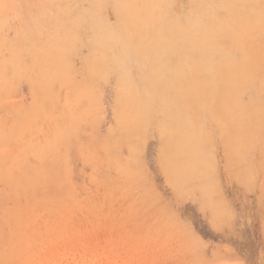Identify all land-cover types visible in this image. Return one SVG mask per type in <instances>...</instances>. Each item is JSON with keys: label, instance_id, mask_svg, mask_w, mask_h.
Listing matches in <instances>:
<instances>
[{"label": "rangeland", "instance_id": "374dc122", "mask_svg": "<svg viewBox=\"0 0 264 264\" xmlns=\"http://www.w3.org/2000/svg\"><path fill=\"white\" fill-rule=\"evenodd\" d=\"M263 51L264 0H0V264H264Z\"/></svg>", "mask_w": 264, "mask_h": 264}, {"label": "bare ground", "instance_id": "6f19581e", "mask_svg": "<svg viewBox=\"0 0 264 264\" xmlns=\"http://www.w3.org/2000/svg\"><path fill=\"white\" fill-rule=\"evenodd\" d=\"M99 1V3L101 2V0H98ZM42 3V2H41ZM47 4V3H46ZM65 4V3H64ZM20 8V7H19ZM53 9V8H52ZM49 10V9H48ZM253 10H254V8H248V11H252L253 12ZM51 11V10H50ZM47 12V11H46ZM60 12V11H59ZM19 13V12H18ZM89 18V17H88ZM186 18H191L190 17V14H187V16H186ZM47 20H48V18H47ZM44 22V21H43ZM41 23V22H40ZM46 27L44 26V29H45ZM53 28V27H52ZM40 30H41V28H40ZM38 31V32H41V31ZM61 32H62V30H61ZM42 39V38H41ZM22 48H23V46H22ZM25 49V48H24ZM264 52V51H263ZM190 74H192V71H190ZM188 76H190V75H188ZM206 93L204 94V96H203V98H205L206 97ZM198 98V97H197ZM203 98H201V99H203ZM166 114L167 115H170V117H171V120H175V119H178V118H180L181 117V114L179 113H177V112H173V113H167L166 112ZM234 115L236 116V114H233V115H231V117H229L231 120H233V118H234ZM242 115V114H241ZM243 116V115H242ZM235 119V118H234ZM239 120V119H238ZM241 120V119H240ZM239 122V121H238ZM241 123V122H240ZM241 125V124H240ZM174 126V125H173ZM178 128V126H174V127H172V128H169L168 129V131L170 132V131H175L173 134H176V129ZM180 128V130L182 129V146L180 147V148H178V146H177V149H180L179 151H181L182 153H184V154H186L187 155V157H189V158H191V159H196V157H197V155H198V153H199V150L201 149V147H202V145H203V142H205V140L207 141V139L209 138H206L207 136H202V135H197V136H195L193 133H190V132H188V130H185V129H183V128H181V127H179ZM178 130V129H177ZM238 130H236V132H237ZM244 133V132H243ZM234 134L235 135H233L234 137V142H238L237 141V138H238V134L237 133H235L234 132ZM242 134V133H241ZM210 136V135H209ZM228 137H229V135H228ZM227 138V137H226ZM228 139V138H227ZM231 139V138H230ZM179 140V139H178ZM175 141V140H174ZM173 141V142H174ZM180 143V142H179ZM232 143V142H231ZM237 144V143H236ZM235 143L233 144H231V146H230V148H232V150L233 151H235L236 152V150L238 149L237 148V146L238 145H236ZM175 147V146H174ZM188 148V150L187 149H184V148ZM177 151V150H176ZM230 152V151H229ZM241 154V153H240ZM163 156H164V154H163ZM191 156V157H190ZM186 157V156H185ZM170 158L172 159V157L170 156ZM187 159V158H186ZM190 159V160H191ZM162 162H163V160H162ZM184 164V163H183ZM251 165V164H250ZM164 166L165 167H167L168 168V173H169V175H171L172 176V166H171V164H169L168 162L166 163V161L164 162ZM183 166V165H182ZM181 166V167H182ZM186 166V165H185ZM184 166V167H185ZM175 168V167H174ZM253 168V167H252ZM176 169V168H175Z\"/></svg>", "mask_w": 264, "mask_h": 264}]
</instances>
